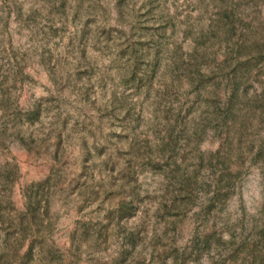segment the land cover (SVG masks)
Listing matches in <instances>:
<instances>
[{
	"label": "rangeland",
	"instance_id": "rangeland-1",
	"mask_svg": "<svg viewBox=\"0 0 264 264\" xmlns=\"http://www.w3.org/2000/svg\"><path fill=\"white\" fill-rule=\"evenodd\" d=\"M0 264H264V0H0Z\"/></svg>",
	"mask_w": 264,
	"mask_h": 264
}]
</instances>
